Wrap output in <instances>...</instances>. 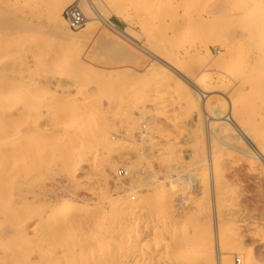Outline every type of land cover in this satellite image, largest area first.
Here are the masks:
<instances>
[{"label":"rangeland","instance_id":"1","mask_svg":"<svg viewBox=\"0 0 264 264\" xmlns=\"http://www.w3.org/2000/svg\"><path fill=\"white\" fill-rule=\"evenodd\" d=\"M35 1L0 0L1 15L30 28L19 31L0 27V86H4L0 90V111L13 108V119L6 126L2 122L5 117L0 113V148L9 143V148L20 151L14 153L13 158L17 157V160L12 163L17 166L21 163L16 172L28 174L26 181L22 179L27 184L19 226L34 224L38 216L48 214V204L65 200L78 201L90 208V213L106 214L116 222L117 218L120 220L117 209L123 203L137 202L138 196L144 204H150V209L155 206L153 209L157 214L150 211L152 216L162 213L156 203L168 197L174 203L176 216L181 220L186 217L182 220L186 222L192 216L189 207L194 201L201 200L204 195L205 199L223 195L227 198L226 204L234 208L232 223L236 234L229 249L231 263L243 264L242 259L238 260L240 251L264 264V162L259 155L249 158L239 152L243 147L247 148L244 139L232 140L228 144L221 133L209 131L210 120L216 122L214 126L218 131L220 125L217 122L228 123L229 120L228 124L233 126L230 102L219 91L215 75L207 70L208 79L204 84L210 85L215 92L211 91L209 95L218 97H213L212 103L217 108L224 104V112L218 117L205 111L202 104L206 98L199 99L200 106L195 105L192 100L194 92L142 50L146 47L162 53L161 58L174 66L184 64L186 59L207 56L205 59L210 60L211 68L220 63L218 58L225 55L224 47L229 45L214 24L209 25L221 19L225 9H217L207 20L209 26L202 27L203 31L206 30L196 33L187 20L195 21L200 14L206 16L213 0H95L105 17L117 24L122 34L130 35L131 42L104 27L100 21L92 23L91 34L108 36L119 47L128 48L144 61L138 67L144 74L135 73V79L126 83L122 81L123 77L111 73L92 76L96 72V68L90 65L94 61L90 58L93 43L62 40L46 33L49 28L46 20L30 14L29 8ZM174 21L185 22L178 29L169 31ZM86 26L71 31L66 25V30L75 37L85 32ZM172 32H177V36ZM213 61L217 63L211 64ZM87 74L95 78L90 82L77 81L78 75ZM181 86L186 88L185 98L184 92L179 90ZM102 102L108 106L103 107ZM65 103L69 108L61 112L56 110ZM60 117H76L79 123L76 128L67 127L60 124ZM142 125H145V134L138 135L136 132L141 131ZM194 152L196 159L191 155ZM207 159L214 162L213 177L207 174L210 170ZM126 165L131 167L126 170V178L115 183L114 173L119 168L125 169ZM179 175L187 180H179ZM257 222L260 231L256 230ZM42 230L37 227L32 233L27 229L24 240L16 234L3 242L19 238L27 244L47 245L54 241L43 232L45 229Z\"/></svg>","mask_w":264,"mask_h":264},{"label":"bare ground","instance_id":"2","mask_svg":"<svg viewBox=\"0 0 264 264\" xmlns=\"http://www.w3.org/2000/svg\"><path fill=\"white\" fill-rule=\"evenodd\" d=\"M69 1L36 0L34 5L29 8L30 14L35 15L39 19H45L49 25L47 31L45 30L46 33L62 40L73 39L75 42L81 41L85 36L92 33V23L100 21L104 27L123 37L126 41L131 42L130 35L122 34V31L113 23H108L109 19L99 9L95 0H86L82 4V9L87 16L85 32L75 37L70 36L66 30V22L60 14L62 5L64 6ZM208 8L206 16L197 15L195 21L192 19V21L187 20V24L195 29L196 33L199 30L203 31L202 27L213 24L214 28L220 31L223 40L229 43V45L227 44L228 47H224L225 55L223 56L222 54L224 53H222V56L219 57L220 59L218 56L216 57L220 63L222 62L221 65L216 62L217 65L213 61L211 64L214 63L216 65L209 68L210 60L205 59L207 56H202V58L197 60L186 59L184 61L185 59L182 58L184 59V64L174 66L172 62L161 58L162 53L153 52L142 44H138V46H143L145 48H142L144 53L169 72L177 75L180 81L194 92L192 100L195 101V105L200 106L201 100L199 101L198 96L201 92H204L203 95L206 101L202 105L205 111L218 117L224 112V104H222L223 107L217 108L212 103V98L215 96L208 94L212 91V88L210 85L204 84L208 79L207 70L210 69L212 74L215 75L219 91L230 102L233 126L229 125V120V124L220 121L217 122L220 125V131H218L214 126L216 122L210 120L208 122L209 131L221 133L228 144L232 140L244 139L245 144H248H246L247 148L243 147L239 152L249 158L259 155L264 162V0H213L208 5ZM222 8L225 10H223L224 14L221 19L207 25L210 15L217 9ZM10 19L6 15L0 14V27L7 26L19 31L30 29L28 25L20 24L18 20ZM184 22L174 21V26H169V31L178 29L179 25ZM179 29L181 30L182 28ZM177 32L179 31L177 30ZM177 32L172 33L177 36ZM180 33L183 34L184 29ZM20 43L22 44L23 42ZM20 43L19 45H21ZM163 53L166 52L164 51ZM52 65L54 66L55 63ZM23 66L25 65L23 64ZM185 86L179 87V90L184 92L186 90ZM3 88L4 86H0V90ZM212 93L215 92L212 91ZM185 94L184 92L183 98H185ZM215 98L217 99L218 97ZM66 108H69V104L65 103L56 110L61 112V110ZM12 109L0 111L1 115L5 117L2 119L5 126L13 119ZM60 119V124L62 123L67 127L72 126L71 128H76V124L79 123L76 117L66 119L60 117ZM4 141L6 142V139ZM0 144L2 145L1 142ZM7 145L11 144L8 143ZM7 145L5 147V144H3L4 147L0 148V264H232V252L229 249L233 246V236L236 234V227L232 223L234 208L226 204L227 198L223 195L221 197L214 195L213 197H206V199L204 195V198L193 203L190 200L192 204L189 208L192 211V216L190 215L191 218L189 217L190 219L186 222H183L186 217L182 221L179 216H176L173 210L174 203L168 197V199L166 197L165 199L162 198V201L158 200L160 203H156V206L163 211L161 213V210H159L160 214L158 213V216L154 215V217L150 211H154L153 208L155 206L152 208L153 210L150 209V204L149 206L146 205L147 201L144 204L138 196L139 199L137 198L138 201L135 203H130V201L128 202L129 204L123 203L120 209L117 206L120 220L117 218L119 221L116 220V222L113 219L115 217L111 220L106 214L104 216L97 214L98 212L92 213L91 211L90 213V208L80 204L78 201L64 199L65 201L58 204H48V214L38 216L34 224L28 223V225L24 223L19 226L22 221L20 220L23 209L22 202L25 199L26 192L25 186L27 183L25 178L28 174L25 171H23L24 173L16 172V169L21 167V163L19 164L20 167L16 163L13 164V160H17V157H13L14 153L16 154L20 151H15V149L13 150L12 147L11 149ZM191 155L196 159L197 154L195 152ZM206 162L209 165L208 168H210L207 174L213 177L214 162H212V159L210 162L207 159ZM203 163L202 165L205 164ZM130 168V166H125L127 171ZM16 178H20V180ZM23 178L25 181L22 180ZM178 178L183 181L187 180L183 175H179ZM194 180H197V177L194 176ZM226 192L228 193V191ZM226 192L224 194H227ZM27 193L30 194V192ZM219 193L217 194L219 195ZM232 193L230 192L229 194ZM235 196L238 198V195ZM179 207L182 208L184 206ZM255 210L257 211V208ZM117 212L115 213L117 214ZM154 213L157 214L156 211ZM37 227L45 229V231H42L46 232L55 242L51 241L50 245H38L37 243L32 244L35 245L32 246L27 244L28 242L20 241L19 238L22 240L25 237L27 229H30L33 233ZM256 230L260 231L259 222L256 224ZM16 234L19 235L18 240H15L17 242H3L4 239L13 237ZM260 249L261 246L258 247L259 252ZM259 252L258 254L260 255ZM240 259H242L243 264H263L262 260H255L249 253L239 251V262Z\"/></svg>","mask_w":264,"mask_h":264},{"label":"crops","instance_id":"3","mask_svg":"<svg viewBox=\"0 0 264 264\" xmlns=\"http://www.w3.org/2000/svg\"><path fill=\"white\" fill-rule=\"evenodd\" d=\"M114 25L118 28L117 24L114 23ZM81 41L93 43L90 58L94 59V61L90 65L96 68V72H93L92 76H101L102 73H111L117 77H123L122 81L128 83L135 79V73H140L138 67L143 64L142 62L144 61L134 55L128 48L124 46L119 47L118 43L108 36L103 34L93 35L90 33ZM142 74H144V72L140 73V75ZM92 76L90 74L78 75L77 81L81 83L90 82L95 78ZM90 89L92 88L90 87ZM72 93L73 92H71V94ZM102 106L106 107L108 105L102 102ZM134 115H138V113L134 112Z\"/></svg>","mask_w":264,"mask_h":264},{"label":"built area","instance_id":"4","mask_svg":"<svg viewBox=\"0 0 264 264\" xmlns=\"http://www.w3.org/2000/svg\"><path fill=\"white\" fill-rule=\"evenodd\" d=\"M86 0H73L72 2L68 3L65 5L62 9L61 15L64 18L67 28L71 31H77L79 29H82L86 22H87V16L84 13L82 9V4ZM110 21H108L109 23ZM112 23V22H110ZM204 92H201L200 95L198 96L200 98H205L204 97ZM145 125H142L141 131L136 132L138 135H144ZM127 171L124 168H119L117 171L114 173V182H120L126 178Z\"/></svg>","mask_w":264,"mask_h":264}]
</instances>
